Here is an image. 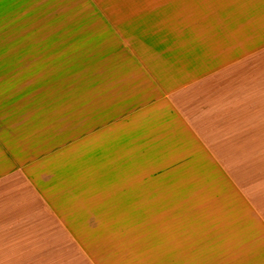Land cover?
<instances>
[{
	"label": "crops",
	"instance_id": "crops-1",
	"mask_svg": "<svg viewBox=\"0 0 264 264\" xmlns=\"http://www.w3.org/2000/svg\"><path fill=\"white\" fill-rule=\"evenodd\" d=\"M0 264H264V0H0Z\"/></svg>",
	"mask_w": 264,
	"mask_h": 264
}]
</instances>
